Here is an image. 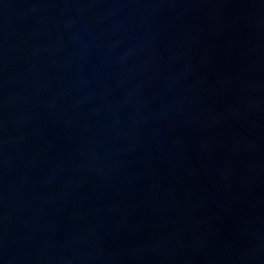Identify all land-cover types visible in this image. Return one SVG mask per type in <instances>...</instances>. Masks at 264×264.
Wrapping results in <instances>:
<instances>
[{
	"label": "water",
	"instance_id": "1",
	"mask_svg": "<svg viewBox=\"0 0 264 264\" xmlns=\"http://www.w3.org/2000/svg\"><path fill=\"white\" fill-rule=\"evenodd\" d=\"M0 264H264V0H0Z\"/></svg>",
	"mask_w": 264,
	"mask_h": 264
}]
</instances>
